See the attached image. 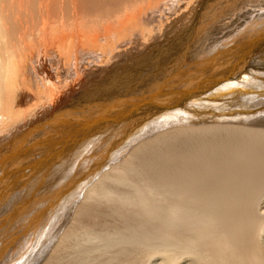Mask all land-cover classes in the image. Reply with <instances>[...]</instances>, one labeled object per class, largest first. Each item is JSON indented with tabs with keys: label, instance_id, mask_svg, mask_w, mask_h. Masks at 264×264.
Segmentation results:
<instances>
[{
	"label": "bare ground",
	"instance_id": "6f19581e",
	"mask_svg": "<svg viewBox=\"0 0 264 264\" xmlns=\"http://www.w3.org/2000/svg\"><path fill=\"white\" fill-rule=\"evenodd\" d=\"M156 1L0 0V146L6 141L9 142L22 128L26 129L28 125L34 123L40 115L48 113L52 115L55 112V105L57 106L67 94L75 90H73L74 86L69 85L70 91L61 93L55 83H44L45 89H48L46 92L43 91L44 100L40 101L42 103L40 107L28 108V104H25L21 108L20 94L25 89L26 70L24 69L26 66L21 67L24 60H29L33 54H37L35 56L37 62L43 57L48 46L51 48L59 44L54 47L57 49L64 42L69 50L73 47L71 45L80 43L88 46L90 43L93 44L90 38L97 40L98 36L114 31V34L127 36L130 39L127 38V49H124L123 45L120 46L118 41L116 42L121 50H115L114 44L111 46L110 50L116 53L113 54V58L110 56L106 59L105 65L109 66L113 62V68L116 67L122 72L129 65L131 61L129 58L132 54L148 48L160 31L155 28L148 30L143 28L144 31H137L131 35L128 31L120 33L121 31L112 27L114 25L116 28L117 26L124 27L125 24L135 19L138 13H148ZM146 41L148 42L145 43ZM130 42H132L131 46ZM252 42L247 47L248 51L252 45L264 44V35ZM247 54L248 52L243 56ZM245 58L247 56L242 59ZM37 68L35 64V71H33L36 72ZM104 69L106 67L101 68L100 66L96 71ZM249 69L252 70V68ZM246 71L248 69L245 65L243 66L239 57L237 62L227 61L216 68L205 70L204 72H211L209 76L206 73L196 76V82H190L188 87L181 91L179 88H169L173 91L169 95H166V90H162L164 92H158L159 94H152V96L148 92L150 99L139 100L141 96H137L138 99L126 101L125 104L123 99V103L119 100L122 105L111 109V113L108 112V114L106 109L108 116L102 118V114L101 118H97V122L102 125L108 120L117 121L108 126L109 129L114 128V125L120 128L122 124L129 122L135 124L139 119L144 118L140 116L146 115V112L158 116L159 120L154 116L157 120H151L152 127L148 129L144 127L132 134L129 130L131 135H127L128 132H126L123 140H119L117 144H109L111 146L107 147L108 149L102 148L97 152L103 164L106 160L108 162L104 168H101L100 173L95 170L97 165L92 166V169L85 175L87 181L82 186L80 184L84 182L83 178L77 187L73 185L76 190L80 186L77 193L83 192V196L71 214L66 227L63 226L65 224L59 217L62 222L60 223L65 228L62 232L60 231V235L58 234L57 241L42 264H65L63 256H69L74 252H76L75 258L77 259H74V254L70 258L79 264H145L152 260L149 258L155 256L160 249L164 251V264H175V257L178 253H183V257L186 254L187 256L184 257L186 259L191 256L194 264H264V249L259 241L264 216L261 217L258 211V207L262 206L259 201L264 194V116L253 117L258 114L257 111L264 112L261 110L264 109V76L255 77ZM85 73L83 76L80 75L82 77L77 83L84 80L92 71ZM218 81L220 82L215 85ZM76 89H80V86ZM156 90L155 93L161 89ZM188 92L191 94L181 96L178 102L191 99L190 102H185L184 108L180 111L169 112L177 106L168 102ZM199 94L203 95L197 97ZM141 95L142 98L146 96ZM185 108L192 112L212 114L211 117L209 116L210 119H207L209 123L199 121L204 116L206 120V115H200V113L198 114L200 115L199 120L190 117L188 121L184 120L187 116H195L188 115ZM51 111L53 112L50 113ZM184 111L186 116H183ZM101 125H99L100 130ZM134 126L139 127L140 125ZM123 127L126 128V125ZM88 129H84L83 132H87ZM100 130L93 131V133L103 132ZM149 131L153 134L146 137L145 134L151 133H148ZM57 140L49 143L55 146L57 143L70 142L73 138ZM100 144L105 147L104 144ZM99 148L101 147H97ZM88 154L91 155V153ZM93 154L95 156V153ZM94 172L95 175L89 178ZM110 181L115 183H109ZM88 184L90 185L87 186ZM71 195L74 199V193ZM60 199L62 201V198ZM261 200L263 201L264 198ZM61 201L59 200V203ZM59 203H57L58 206ZM46 209L48 211V208ZM65 211L63 214L67 216L69 212L66 214ZM38 215L30 222L38 224L42 222ZM52 215L46 214V217L49 216L48 218L52 219L54 216L55 218L56 214ZM41 224L40 227L43 226ZM62 226L59 225V229ZM42 229L40 228L41 232H43ZM47 229L46 227L45 230L44 227L47 232L43 233L45 236L40 239V248H43V244L47 242L49 244L54 237L53 228L50 227V231ZM76 229H84L90 233L91 237L86 236L89 235L88 232L83 234L87 237L83 239H88L85 247L82 241L78 242V238L74 235ZM40 231L38 234H41ZM72 237L74 238L73 245L69 244ZM67 248H72V252ZM44 249L41 250L44 251ZM158 256L163 258L162 254ZM159 258L155 257V260ZM67 260L66 263H68Z\"/></svg>",
	"mask_w": 264,
	"mask_h": 264
},
{
	"label": "rangeland",
	"instance_id": "374dc122",
	"mask_svg": "<svg viewBox=\"0 0 264 264\" xmlns=\"http://www.w3.org/2000/svg\"><path fill=\"white\" fill-rule=\"evenodd\" d=\"M138 14L139 15H136L137 17L135 16V19H133L134 21L132 20L130 23L125 24L124 27L117 26L116 28V25H114L112 28L119 30V32L121 31L120 33L128 31L131 35H134V33L137 31L142 32L146 29L148 30L149 28H155L157 31L159 29L160 32L158 36H155L153 43L148 48L132 54V57L129 58V60H131L129 65L122 72H120V69L116 67L113 68V62H111L109 66L105 65L106 59H109L110 56L112 57L113 54L115 55L116 53L115 51L110 50L111 46L114 44L115 50H121L119 45H123V48L127 49V38L130 39V37L122 36L121 34V36H118L117 34H114V31L104 36H98L99 39L97 40L91 39L90 37L92 36H90L89 38L92 40L93 44L90 43L88 46H83L80 43L77 45H71L73 47H71L70 50L67 49L65 42L58 47L59 49L54 48L59 44L52 46L51 48L48 46L49 50H47V47V53L45 52L43 57L41 56L42 58H39V61H37L38 63L35 61V56L37 54H33L31 58L28 56L27 58H29V60L27 59L26 61L24 60L22 62L23 65L21 64V67L26 66L24 69L26 71L24 83L25 89L24 92L20 94L22 99L20 103L21 108L24 107L25 104H28V108L33 106H38V108L40 107L42 104L41 102L44 100V92H46L48 89H45L44 83H55V85L58 87V90L60 89L61 93H65V91L68 93L70 91L68 89V87H70L69 85L74 86L73 90H75L73 92L71 91L70 94H67L66 98L62 99L57 106L55 105V109L53 108L55 112L52 115L49 113L47 115H40L34 123L28 125L26 129L22 128L23 130L21 129V131L17 132L16 135L13 136L11 140H9V142L6 141V143L0 146V158L3 157L0 159V168H3L0 169V264H9L10 261V264H42L50 253L51 248L57 241L59 237L58 234L60 235L64 230L66 224H68L70 220V216H72L71 214H73L76 208V205H78L81 201L83 192H77L80 190V186H82L87 181V177H85V175L89 170L92 169V166L95 167L96 165L97 166L95 170H97V173L102 172L101 168H104L105 164L108 162V160H106L105 164H103L102 158L97 152L102 148L108 149L112 144H117L119 140H123V138H125L126 132H128L127 135H129L130 131L132 134V132H138V130L140 131V129H144V127H146L145 129L152 127L153 123L151 122L158 119V116L151 115L152 113L146 112V115L140 116L144 117L141 118L142 120L136 118L139 119L140 122L137 121L135 124H130L131 122L125 123L126 128L123 127L125 126L124 124H122L120 128H117V125H114V128L109 129L108 126L115 124L117 121L111 122V120H108L109 123L108 121H105L103 122L105 124L102 123L101 125V123L97 122V118H101L102 114V118L107 117L108 114L111 113V109L117 108L120 106V104L122 105L123 101L125 104L127 102L133 101V99H138L140 96L141 98H139V100L146 98L150 99L152 94L155 95L158 92L162 93L165 90L166 95H169L171 92H173L169 88H179L181 91L187 88L190 82H196V76L202 73H206L209 76L211 72H204L205 70L207 71L211 68H216L223 63H227V61L237 62L239 57L243 66L245 65L248 69L246 72L255 77L264 76V44H255L254 46L252 45L249 51L247 48L251 43H253L252 41H256L259 37H261V35H264V0H157L156 3L152 5L148 13ZM126 25L128 26L126 27ZM143 28L144 30H142ZM161 30L163 35H161ZM147 42L148 41L145 43ZM131 44L132 42H130L129 45L131 46ZM142 44L146 45L144 43ZM247 52V58L243 60L242 58L246 57L243 55ZM216 58L219 59L216 60ZM35 64L38 66L36 72H34ZM210 64L214 65L212 66ZM100 66L101 68L106 67V69L96 71V69H98ZM249 68H252V70L250 71ZM84 71L86 73L92 71V73L82 80V83H77L78 79H80L83 76V73H85ZM81 74L82 76H80ZM41 81H43V83ZM220 81H218L215 85H217ZM79 86L80 89H76ZM164 86L166 87L164 88ZM159 88L161 90L157 91ZM38 89H40L39 91L42 89L43 90L39 92ZM155 90L157 91L156 93ZM148 92L151 94V96L148 94ZM141 94L146 96L142 98ZM189 94H191V92L183 93L177 97V99L168 102L169 104H175L177 106L175 109L170 110L169 112L182 110L184 108V103H189L191 99L184 102H178V100L181 96H187ZM201 95L203 94H199L197 97H200ZM240 96L245 97L244 95ZM119 100L120 102L123 100L122 103H120ZM105 110L107 113H109L107 114ZM185 111H187L186 113L188 115L195 116H187L184 120L188 121V117L195 120L198 118L197 120H199L200 115H206V120L205 116L203 117L204 119L200 117L201 120H199L201 123L204 122L205 124L209 123V121L207 122V119H210L212 115L210 113L203 114L201 112H192L188 109ZM100 112L101 114H99ZM186 113L183 116H186ZM199 113L200 115H198ZM256 113L258 114L256 116L253 115V117H258L260 115L264 116L263 111L260 113L257 111ZM160 114L157 115L160 116ZM154 116L157 119H155ZM207 116L210 117L208 118ZM93 117L96 121L95 123ZM177 119L179 120V118ZM76 120L79 121L77 122ZM190 121L192 122V120ZM81 123L83 125H81ZM75 125L77 127H75ZM99 125H101V130L104 128L105 129L103 132H96L97 134L99 133L98 135L94 134L93 131L95 132L100 130ZM134 125L140 126L138 127ZM83 128H89L87 130L89 134L87 132H83ZM76 129L78 131H76ZM151 134H153V132L147 135L145 134V136L147 137ZM71 135H73V137ZM145 136H143V138ZM71 138H73L72 141L57 143L55 146L54 144L49 143L52 140L56 141V139L59 141L61 139ZM35 142L37 143L35 144ZM100 143L104 144L105 147L101 146ZM96 146L101 148L97 149ZM88 153H91V155ZM93 153H95V156ZM98 155L100 159L98 158ZM78 157L80 158L77 159ZM90 157L93 158L90 159ZM92 162H94V164ZM84 169L86 171H84ZM61 172L63 174H61ZM95 172L94 174H91L89 178L95 175ZM67 176H70L71 178H68ZM77 178L78 180H75ZM82 178L84 179V182H82L76 190V187ZM54 182L58 184L56 185ZM109 183L114 184L115 182L110 181ZM71 185L76 187L73 186V188ZM89 185L90 184L87 186ZM120 185L123 186L122 183H120ZM124 187H126V185H124ZM73 193L75 196V198L73 197L74 199L71 198V194ZM77 194L80 195L77 196ZM261 197V199H263L264 194ZM60 198H62L63 202ZM261 199L259 202L262 206L259 205L261 207H258V211L261 213V217H263L264 215H262V213L264 210L262 209H264V200L262 201ZM59 200L61 201L60 203ZM57 203L60 205L58 206ZM66 205L68 206L66 207ZM46 208H48V211ZM50 211H52V213H49ZM64 211L65 213L69 212V214L66 213L68 215L65 216V214H63ZM39 212L41 213L39 214ZM53 212L56 215L53 214ZM58 212L61 215H59ZM46 214H53L55 215V218L52 215L53 218L50 216L52 219H49V216L46 217ZM37 215L39 218H41L42 222H39V224L37 222L31 223L30 221L33 218H36ZM59 217L61 218V221H63V224H65L63 225L65 227L62 226V222L60 221ZM262 220L264 221V217ZM263 221L261 224V232L259 233V241L264 249ZM40 224L43 226L40 227ZM59 225L63 228L60 227L59 229ZM39 227L41 229L43 228V232L40 231ZM44 227L45 230L47 227L48 231H50L49 228L52 227V232L55 231V233L53 239L49 241V244L48 242L43 244L46 246H42L45 248L43 251L41 250L43 248H40V239L45 236L43 233L47 232L44 230ZM57 229L59 230L57 231ZM39 231L41 234H38ZM86 232L88 231L84 229H76L74 231V235L78 238V242L82 241L81 243H83L84 247L85 242L88 240H86V236L91 237L90 233L88 232V235ZM83 234L87 235L85 236ZM34 236L37 238L35 237L34 239ZM83 237L86 238L83 239ZM70 243H72L71 245L74 244L73 237L71 238L69 244ZM67 249L69 251L73 250L72 248ZM157 249H160V247H157ZM37 251H40V253H37ZM69 251L68 253H70ZM160 251H157L158 253L155 256L150 257L149 259L152 260L149 261L148 259L147 261L149 262H145V264H164V251L161 249ZM75 253L76 252L73 253L74 255L71 254L69 256H63V262H65V264H79V262H75L77 259L75 258ZM159 254H162L163 258L158 256ZM182 254L183 253L176 254L175 264L176 262L177 264H188L190 261L192 264H194V262H192L193 259L191 256L188 255L191 259H188L189 257H187V260L184 258L187 255L184 254L183 257ZM72 255L75 260L70 258ZM177 256H179V258ZM155 257L160 258L155 260ZM180 257H182V259ZM66 259H68V263H66ZM153 260L155 261L153 262Z\"/></svg>",
	"mask_w": 264,
	"mask_h": 264
}]
</instances>
